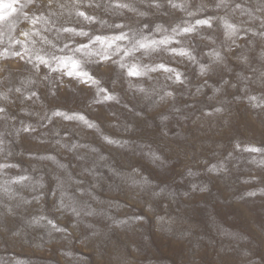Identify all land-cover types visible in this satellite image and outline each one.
<instances>
[{
  "label": "clouds",
  "instance_id": "obj_1",
  "mask_svg": "<svg viewBox=\"0 0 264 264\" xmlns=\"http://www.w3.org/2000/svg\"><path fill=\"white\" fill-rule=\"evenodd\" d=\"M0 264H264V0H0Z\"/></svg>",
  "mask_w": 264,
  "mask_h": 264
}]
</instances>
